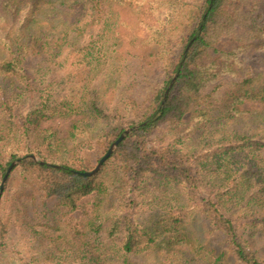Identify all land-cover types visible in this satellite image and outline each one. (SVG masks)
<instances>
[{
    "label": "trees",
    "instance_id": "obj_1",
    "mask_svg": "<svg viewBox=\"0 0 264 264\" xmlns=\"http://www.w3.org/2000/svg\"><path fill=\"white\" fill-rule=\"evenodd\" d=\"M259 1L0 0V182L19 160L6 180L18 169L38 193L35 210L24 213V202L15 211L43 257L131 264L127 254L154 251L161 264H264V69L247 63L248 51L264 50ZM121 12L147 30L144 39L126 31ZM70 32L91 40L70 45ZM64 47L82 54L56 102L52 82L25 64ZM124 56L133 60L130 86L140 87L114 107L125 76L115 60ZM221 75L229 79L207 91ZM8 78L21 86L4 98ZM23 97L33 100L25 114L16 112ZM54 115L73 116L66 135L42 125ZM133 126L97 173H82V150L107 151Z\"/></svg>",
    "mask_w": 264,
    "mask_h": 264
},
{
    "label": "rangeland",
    "instance_id": "obj_2",
    "mask_svg": "<svg viewBox=\"0 0 264 264\" xmlns=\"http://www.w3.org/2000/svg\"><path fill=\"white\" fill-rule=\"evenodd\" d=\"M257 13H260L262 17H264V0H260L257 2ZM41 15V14H40ZM156 16V15H155ZM89 17L86 14L83 20H87ZM144 18V17H143ZM149 21H155L154 15H148L147 18ZM82 20V21H83ZM121 20L130 24V27L127 28L126 31L131 34L137 35L139 38L144 39L147 35V30L138 24L133 15L128 14L127 12H121ZM38 22L34 21L30 27V34H36L38 29ZM123 29V27H122ZM126 34V33H125ZM70 38L68 42L70 45L79 44L84 45L87 44L91 39L88 34L80 35L75 37V32H70ZM124 47L128 50V37L124 38ZM179 43H177L173 48V56L176 58L178 52L181 49ZM55 52H57L55 50ZM81 53L76 52H68L67 47L62 48V50L57 52L56 56H49V53L41 52L40 55H32L28 56L26 59L25 66L28 69L34 68L39 69L40 73L45 74L46 81H51L54 92V100L58 102L60 100V96H62L65 92V89L70 86V83H73L74 73L77 68H79V58ZM248 58L247 63L252 70H263L264 69V50L253 49L247 52ZM246 54V55H247ZM121 63L120 67H123V72L125 74L124 77L120 79L118 82V88L115 91V95L112 98L114 103V107H118L119 103L117 102L120 99L121 95L126 96L132 92L133 86H137L138 84H134L132 87L130 86L131 78L128 76L131 75V66H133V60L131 59L132 64H129L130 57L124 56L121 61L115 60V65ZM36 65V66H35ZM47 67V68H46ZM155 73L154 82H161L163 80V75L160 71H154ZM117 74V73H115ZM229 79L227 75H221L218 79L210 82L206 86V90L213 89L214 86L219 84V82ZM102 80V75H97L95 77V83L99 84ZM230 80H236V77L231 78ZM46 82V83H47ZM132 83H134L132 81ZM136 83V82H135ZM148 83H142V86H147ZM19 86H21L20 82L16 79H5L2 82V87L4 89L3 97L5 98L11 91H16ZM140 87V84L137 86ZM217 89V88H216ZM214 90V93L217 90ZM221 90V89H220ZM21 103L16 108V112L26 113L30 108L33 100L27 97H23L21 99ZM252 103H245L243 105L244 108L252 106ZM125 116L128 115V110L122 111ZM73 119L72 115L60 116L54 115L51 119H48L45 122H42L43 126L50 125L56 128L59 132V135H66L70 123ZM137 126L126 127L124 130L133 128L135 129ZM132 129V130H133ZM165 128H163L164 130ZM131 130V132H132ZM130 133V132H129ZM128 133V134H129ZM161 133V131L151 132L148 135V140L150 143H156V135ZM110 147V146H109ZM115 149V148H114ZM108 150V149H107ZM104 151V146L100 144H94L92 149H84L82 150V165L84 168L91 171L97 165L99 159L106 153ZM34 157V156H33ZM35 158V157H34ZM15 165L19 162V160H14ZM12 170V169H11ZM2 181V180H1ZM1 185V182H0ZM4 190L3 193L0 192V233L5 227L4 235V246L0 251V264H27L34 260V264H54L51 260V257H43L42 254L39 253L37 249V242L30 236L29 230L23 224L22 219H19L16 214L15 207L23 206V203L28 205V207L23 210V212L28 213L31 210H35L37 208V204L39 203L38 193L35 188L28 185L27 179L19 174V170L15 169L10 174L9 178L5 180L3 184ZM3 189V188H2ZM2 191V190H1ZM91 199V196H86L82 198L81 202H87ZM24 204V206H25ZM81 210H77L71 213V217L77 218L80 214ZM22 215V213H21ZM20 216V215H19ZM40 218V217H39ZM43 222V219H41ZM38 222V221H37ZM40 223V221L38 222ZM37 223V224H38ZM195 230L200 233L201 229L199 226L195 227ZM67 234V233H65ZM264 243V240L258 241L257 245L261 246ZM128 261L131 264H161L162 256L159 253L154 251H145L139 254H127Z\"/></svg>",
    "mask_w": 264,
    "mask_h": 264
},
{
    "label": "water",
    "instance_id": "obj_3",
    "mask_svg": "<svg viewBox=\"0 0 264 264\" xmlns=\"http://www.w3.org/2000/svg\"><path fill=\"white\" fill-rule=\"evenodd\" d=\"M174 79V78H173ZM172 84V82H171ZM170 84V85H171ZM133 128H129L124 130L119 137L110 145V147L108 148L107 152L99 159L97 165L95 166L94 169H92L91 171H86V172H82L84 175L90 176L92 174H95L99 171V169L101 168L102 164L105 162V160L110 156V154L113 152L114 148L117 146V144L125 137V135H127L129 132H131ZM33 157V156H32ZM15 165V162H11L10 165L7 168V171L5 173V175L2 178L1 181V185H0V191L3 188V184L9 174V172L11 171V169L13 168V166Z\"/></svg>",
    "mask_w": 264,
    "mask_h": 264
}]
</instances>
